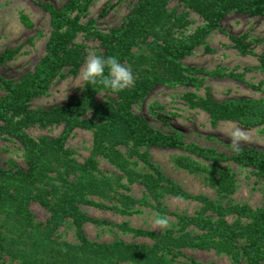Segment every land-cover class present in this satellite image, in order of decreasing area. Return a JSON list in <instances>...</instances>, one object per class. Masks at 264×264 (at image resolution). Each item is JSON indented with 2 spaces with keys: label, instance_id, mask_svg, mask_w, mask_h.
<instances>
[{
  "label": "trees",
  "instance_id": "1",
  "mask_svg": "<svg viewBox=\"0 0 264 264\" xmlns=\"http://www.w3.org/2000/svg\"><path fill=\"white\" fill-rule=\"evenodd\" d=\"M170 1L136 0L126 22L107 31L80 22L90 0H68L62 9L50 2H38L50 14L53 27L46 53L36 68L19 81L0 79L4 91L0 96V133L3 139L20 145L26 163L16 169L0 167V264H217L188 256L185 248H213L230 255L235 264H239L241 257H245L247 264H261L264 206L225 205L206 195L192 194L163 174L140 149L153 146L187 152L179 157L178 164L206 173L208 181L223 193L234 191L235 179L230 168H221L222 163L252 168L264 178V153L240 149L239 153L227 154L214 147L189 143L179 133H166L152 126L146 117L134 112L133 104L159 84L199 83L198 75L204 70L184 67L180 58L207 34L222 27L228 14L264 19V0H176L184 9H191L203 18L202 26L182 40L174 33L183 26L184 13L170 10ZM81 30L100 41V55L116 56L128 66L134 83L120 92H112L86 82L81 93L68 102L47 108L31 107L30 101L46 92L65 67L78 71L83 55L75 38ZM232 39L241 51H246L242 37ZM143 43L147 48L138 52L136 48ZM17 51L7 49L0 61L12 58ZM211 73L218 75L216 71ZM101 91L105 96L100 100ZM184 97L191 107L207 112L214 123L231 120L244 128L264 124L263 99L242 96L217 100L211 94L199 96L192 91H187ZM87 113L89 116L85 117ZM55 124L63 126L58 136L43 135L36 139L27 132L32 125ZM77 127L90 129L94 137L91 155L83 162L74 157V150L67 145ZM99 155L121 173L99 170ZM134 156L138 159L132 160ZM139 161L148 164L153 172L138 169ZM134 182L144 186L143 198L121 192V188L126 189ZM165 194L196 200L202 204L201 209L194 215L172 212L162 204ZM33 201L48 211L46 220L37 219L30 208ZM137 203L173 215L179 228L158 232L92 217L81 208L87 204L131 213L137 211ZM228 215L237 218L229 221ZM88 222L108 224L149 241H95L84 232L83 226ZM66 224L75 227V241L63 238L60 227ZM179 257L185 259L178 260Z\"/></svg>",
  "mask_w": 264,
  "mask_h": 264
},
{
  "label": "rangeland",
  "instance_id": "2",
  "mask_svg": "<svg viewBox=\"0 0 264 264\" xmlns=\"http://www.w3.org/2000/svg\"><path fill=\"white\" fill-rule=\"evenodd\" d=\"M68 0H0V56L7 49H18L16 54L5 61H0V79L19 81L26 73L33 71L46 53V43L50 37L52 26L50 14L40 7L38 2H50L56 8L62 9ZM136 0H90V4L81 16L80 22L87 27L107 31L126 22ZM168 8L176 14L184 13L183 26L175 29V37L185 39L195 33L202 26L203 18L191 9L184 7L176 0H171ZM106 13L101 16V13ZM76 11L73 13L75 14ZM23 17H27L26 21ZM232 37H242L246 51L237 47ZM83 55L78 71H70L65 67L50 83L46 92L34 97L30 101L33 108H47L51 105L68 102L80 94L86 81L82 79L81 72L88 52L101 54L100 41L87 36L81 30L75 38ZM146 43L139 45L136 50L142 52ZM264 19L250 17L238 13L228 14L222 21V27L214 29L207 34L201 42L197 43L191 52L180 58L184 67L195 66L204 70L199 74V83L184 86L179 83L159 84L141 100L133 104L134 112L146 117L155 128L166 133H179L189 143L214 147L219 151L232 154L230 133L240 129L246 133L247 138L240 141V149H254L264 153V124L244 128L236 121L220 120L212 122L207 112L200 107H191L185 99V93L192 91L196 95L211 94L217 100L229 97H250L264 100ZM218 72V75L211 72ZM4 91L0 87V96ZM104 92H100L98 99H103ZM89 113L85 117H88ZM62 125L40 126L32 125L27 132L32 138L43 135L58 136ZM67 145L74 152L73 155L80 162L85 161L92 152L93 133L90 129L77 127L69 136ZM0 133V167L16 169L25 166V160L20 145L14 141L3 139ZM125 150L124 145L120 146ZM148 159L166 176L178 183L183 189L192 194H203L225 205L247 204L253 208L264 206V178L254 173L252 168L243 167L233 162L221 164V168H230L235 179V189L230 193L220 192L206 178V173H197L178 164V159L187 152L175 149H162L157 147H143ZM138 159L134 156L132 160ZM99 170L110 174H120L112 163L102 155L97 156ZM141 171L153 172L148 164L139 161L136 166ZM121 192L137 199L146 194L144 186L139 182L128 184ZM96 198V196H94ZM162 204L168 210L179 213L197 214L202 204L196 200L165 194ZM110 204V203H108ZM137 211L120 213L110 208H99L94 205H81L88 215L105 219L115 223L127 222L134 227L152 229L163 232L166 229L179 228L177 219L170 214L158 213L149 206L135 205ZM38 220H46L48 211L38 202L30 204ZM132 210V209H129ZM156 215H164L169 224L166 228H158L153 221ZM229 221L237 215H228ZM245 221V218L242 217ZM86 235L95 241H149L147 237L136 236L123 232L110 225H96L88 222L83 226ZM60 232L63 238L75 241L76 229L70 224L62 225ZM184 253L197 260L217 264H235L234 259L223 252L213 248H185ZM184 260V257L177 258ZM239 264H247L245 257H241ZM261 264H264V259Z\"/></svg>",
  "mask_w": 264,
  "mask_h": 264
},
{
  "label": "clouds",
  "instance_id": "3",
  "mask_svg": "<svg viewBox=\"0 0 264 264\" xmlns=\"http://www.w3.org/2000/svg\"><path fill=\"white\" fill-rule=\"evenodd\" d=\"M82 79L90 85H99L112 92H120L134 83L132 70L121 63L116 56L97 55L88 52L81 72ZM232 150L240 152V141L247 138L246 133L235 129L230 134ZM153 223L160 229L168 226L164 215H156Z\"/></svg>",
  "mask_w": 264,
  "mask_h": 264
}]
</instances>
